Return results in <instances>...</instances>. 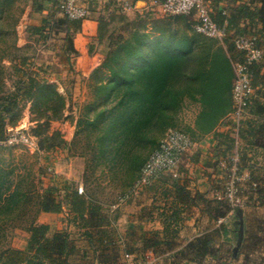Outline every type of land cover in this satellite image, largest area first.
Segmentation results:
<instances>
[{
  "label": "trees",
  "instance_id": "obj_1",
  "mask_svg": "<svg viewBox=\"0 0 264 264\" xmlns=\"http://www.w3.org/2000/svg\"><path fill=\"white\" fill-rule=\"evenodd\" d=\"M47 1L58 11V5L64 0ZM257 1L261 4L258 12L245 5L239 9L238 17L258 18L264 22V0ZM16 2L0 0V59L5 58L10 49L19 50L15 43H9L18 22ZM43 9L44 5H41L37 12ZM90 16L75 22L63 15L59 18L52 16L43 21L42 28L31 30L34 33L48 30L47 37L64 35L67 60L69 64L73 60L72 70L81 74L90 69L94 54L93 45L86 50L83 47L89 41V33L99 25L98 38L102 40L105 32L103 24L106 20L92 23ZM212 18L219 27L227 25L235 34L257 36L260 46L257 33H243L237 28L238 18L227 19L221 13ZM208 39L195 30L190 34L174 29L169 23L154 32H136L132 38H119L114 43L115 47L104 63L90 76L94 80L95 98L84 107L77 123V135L83 136L85 141L81 156L87 158L83 194L79 193V187L66 185L64 197L47 190L35 200L31 173H19L13 181L15 169L6 172L0 168V219L15 215L17 221H25L29 233L26 249H6L0 254V264H68L69 257L76 252V243L81 240L88 242L91 248L97 245L103 252H106V246L115 243L113 224L102 215L103 205L97 200V194L113 189L119 191L120 199L130 196L144 164L169 130H180L193 139L205 137L234 111L233 62L239 55L231 37L220 43ZM18 60L22 68L28 65L29 58ZM14 69L22 73L20 69ZM250 72L254 88L257 64L250 68ZM28 81L25 93L28 95L35 89L48 91L46 104L57 112L56 107L62 105L63 98L54 87L41 84L35 77H29ZM13 96L0 98L2 141L8 137L6 121L18 109V95ZM251 107L253 101L248 104L247 111ZM190 108L197 109L196 119L187 125L185 132L180 129L181 115ZM185 189L184 186L177 188L183 199L188 196ZM134 198L131 196L128 201ZM222 205L228 212L227 205ZM64 208L68 210L69 226L74 231L59 230L50 237L48 225L36 223V217L29 220L32 213L36 216L40 213L59 214ZM189 249L197 257L204 258L208 254L207 238L197 239Z\"/></svg>",
  "mask_w": 264,
  "mask_h": 264
},
{
  "label": "crops",
  "instance_id": "obj_2",
  "mask_svg": "<svg viewBox=\"0 0 264 264\" xmlns=\"http://www.w3.org/2000/svg\"><path fill=\"white\" fill-rule=\"evenodd\" d=\"M114 1L83 0L91 8L92 23L111 10ZM131 1L135 6L132 14L150 5V0ZM206 1L212 16L221 13L227 19L236 17L240 31L257 33L264 53V22L238 17L245 5L258 12L261 4L257 0ZM256 73L253 107L239 128L236 130L230 118L221 121L210 134L195 139L197 147L185 154L176 173L171 174L175 176L171 184L163 179L143 192L139 200L112 208L111 215L102 211L113 224L115 243L103 252L81 240L68 264H264V57ZM236 147L244 173L250 178L247 187L256 184L257 188L248 192L243 208L228 215L213 190L219 178V161ZM183 186L188 193L186 199L177 190ZM66 211L42 214L40 224L49 226L50 237L59 230L72 231ZM201 237L208 240L204 258L189 249Z\"/></svg>",
  "mask_w": 264,
  "mask_h": 264
},
{
  "label": "rangeland",
  "instance_id": "obj_3",
  "mask_svg": "<svg viewBox=\"0 0 264 264\" xmlns=\"http://www.w3.org/2000/svg\"><path fill=\"white\" fill-rule=\"evenodd\" d=\"M41 5H44L43 11L37 12ZM116 6L115 3L112 5L111 10H115L114 13L111 10L103 11L104 13L98 17L106 20L103 24L104 38L102 40L98 38L99 25L89 33V41L83 47L86 50L91 45L94 46V54L90 59L92 66L85 73L78 74L72 70L73 60L70 64L67 60L68 52H65L67 43L64 35L47 37L48 30L42 33H34L31 30L36 27L42 28L45 19L52 16L61 17L62 14L56 7L47 0L16 2L15 17L18 18V22L14 26L15 35L10 37L9 43H15L19 50L10 49L7 56L0 59V98L18 95V109L13 117L7 119L6 128L8 135L20 132L24 134L26 140L15 145H0V168L6 172L15 169L13 181L17 179L19 173L21 175L31 173L35 200L47 190L64 197L66 185L74 188L83 187L85 190L83 181L87 158L81 156L85 141L83 136L77 135V123L84 112V107L95 98L94 80H91L90 76L104 63L114 49V43L119 38L130 39L136 32L141 34L154 32L155 29L169 23L174 29L194 33L192 20L189 18L166 17L154 12L150 5L139 14L123 13ZM208 40L220 43L219 40ZM24 57L29 58V61L28 65L22 68L18 59ZM15 67L22 73L17 72ZM29 77H35L41 84L53 86L62 96L63 103L56 107L57 112L50 110L52 106L46 104L48 91L41 92L40 89H35L28 95L25 93ZM20 89L23 90L19 91ZM196 111L195 108L183 111L181 130L186 132L187 125L195 121ZM174 173L165 175L164 182L171 184L175 179L171 174ZM119 197V191L113 189H106L97 194V200L103 205V212L106 215L112 214V208L119 209L118 207L127 204L128 200L122 201ZM140 198L139 195L133 200ZM66 212L68 213V210ZM34 217L36 223L40 224L43 220L41 213L37 216L32 213L29 220ZM25 225V221H17L15 215L0 219V254L6 249L26 248L29 233Z\"/></svg>",
  "mask_w": 264,
  "mask_h": 264
},
{
  "label": "built area",
  "instance_id": "obj_4",
  "mask_svg": "<svg viewBox=\"0 0 264 264\" xmlns=\"http://www.w3.org/2000/svg\"><path fill=\"white\" fill-rule=\"evenodd\" d=\"M117 8L123 13L133 12L134 4L130 0H116ZM154 12L163 16H182L192 20L193 29L201 36L219 41L231 37V43L239 55L233 62L235 78L232 89L234 111L229 117L236 130L245 120L248 104L254 97L250 68L262 61L264 53L258 45V37L252 34H235L227 25L219 27L212 18V11L206 0H150ZM58 11L69 21H82L90 16V9L81 0H64L58 5ZM23 133L9 134L0 145L8 146L25 142ZM198 143L190 135L171 129L159 143L158 148L144 164L141 175L135 183L131 196L137 197L146 187L160 181L165 175L174 173L179 168L183 157L197 147ZM219 178L213 195L216 200L227 205L228 215H235L244 207L249 191L256 190L257 185L247 187L249 176L244 173L241 155L237 147L231 154L219 161ZM83 187L79 193L83 194Z\"/></svg>",
  "mask_w": 264,
  "mask_h": 264
}]
</instances>
